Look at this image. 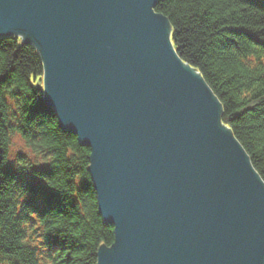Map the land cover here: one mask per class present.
<instances>
[{"label":"water","instance_id":"water-1","mask_svg":"<svg viewBox=\"0 0 264 264\" xmlns=\"http://www.w3.org/2000/svg\"><path fill=\"white\" fill-rule=\"evenodd\" d=\"M157 0H0V37L31 44L37 90L89 148L96 264H264V180Z\"/></svg>","mask_w":264,"mask_h":264},{"label":"trees","instance_id":"trees-1","mask_svg":"<svg viewBox=\"0 0 264 264\" xmlns=\"http://www.w3.org/2000/svg\"><path fill=\"white\" fill-rule=\"evenodd\" d=\"M155 11L264 180V0H157ZM42 75L31 44L0 37V264H96L113 227L98 211L89 148L43 101Z\"/></svg>","mask_w":264,"mask_h":264},{"label":"rangeland","instance_id":"rangeland-1","mask_svg":"<svg viewBox=\"0 0 264 264\" xmlns=\"http://www.w3.org/2000/svg\"><path fill=\"white\" fill-rule=\"evenodd\" d=\"M18 149H19V143H18L17 140H15L14 145H13V151L15 152V151H17ZM29 160H30V159H29ZM30 161H32V160H30Z\"/></svg>","mask_w":264,"mask_h":264}]
</instances>
